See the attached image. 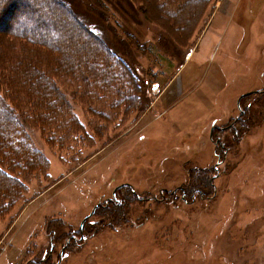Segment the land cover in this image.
<instances>
[{
	"label": "rangeland",
	"instance_id": "1",
	"mask_svg": "<svg viewBox=\"0 0 264 264\" xmlns=\"http://www.w3.org/2000/svg\"><path fill=\"white\" fill-rule=\"evenodd\" d=\"M3 1L0 59L6 63L11 44L21 40L4 27L15 11L19 29L26 19L34 27L42 18L43 30L57 19L67 37L74 33L59 50L37 46L53 67L46 75L82 125L64 141L74 145L68 154L47 143L39 124L27 122L48 166L0 220V264H264V0H213L208 17H190L183 30L167 20L171 34L132 0H63L135 82V108L120 99L116 110L123 84L82 93L83 83L67 77L84 63V50L74 47L87 36L63 7ZM205 32L215 35L212 60L224 65L228 84L211 99L210 115L171 124L164 103L153 101ZM2 83L0 77L8 102ZM8 103L21 117L14 99ZM243 109L245 122L238 119ZM115 193L121 203L113 201Z\"/></svg>",
	"mask_w": 264,
	"mask_h": 264
},
{
	"label": "trees",
	"instance_id": "2",
	"mask_svg": "<svg viewBox=\"0 0 264 264\" xmlns=\"http://www.w3.org/2000/svg\"><path fill=\"white\" fill-rule=\"evenodd\" d=\"M50 1L52 9L63 7L75 23V27L80 28L83 31L82 34L85 37L87 36V40L80 41L78 39V44L74 47L75 52L78 51L77 48L84 50V63L67 77L76 78V80L83 83L84 90L82 93L90 89L91 86L109 88L114 81H117L125 86V90L122 93L116 90L119 92V98L116 101L117 103L114 102L113 104L114 109L116 110V107L120 104V99L128 101L129 109L135 108V82L132 81V77L124 67L120 57L110 51L87 26L81 24L63 0ZM132 1L142 5L146 17L158 23L170 33L171 29L167 25L168 21L174 23L178 30H183L190 17L196 19L201 15L202 20L206 16L208 17L210 4L213 0H145L147 5L140 0ZM170 1L173 3L172 8L166 9ZM0 3H2V0H0ZM11 17L13 20L9 23ZM11 17L4 24V27L8 24L7 28L10 26V32L14 33L15 39L20 37L21 40L11 44L14 48L11 53V60L6 63L3 59H0V77L3 80L2 86L3 84L6 85L11 94L7 97V100L12 101L14 99L16 107L21 108V117L15 116V109L0 93V220L11 214L13 207L24 198L28 185L27 181L36 174L45 173L48 166L47 158L30 141L27 133V122L33 124V126L39 124L42 131L45 132L44 135L47 136V143L49 145L56 143L59 149L66 151L68 154L73 153L74 145L64 141L72 128L82 125V122L71 110L70 102L65 94L57 90L55 82H52V79L46 75L44 70H48L47 67L52 70L53 67L43 63L42 60L48 57L38 47L49 45L48 48L54 47L59 50V43H69V39L74 33H70V37H67L64 31L68 27L64 29L63 23L58 22L57 19H55L56 25L50 23V26L45 27L44 30L41 25L42 18L38 20L39 22L34 27H31L28 19H26L24 21L26 30L19 29V23L16 22L19 13L15 11ZM1 18L0 24L5 22L4 17V21ZM33 43L36 46H30ZM44 43L47 44L44 45ZM9 45L10 43H8ZM101 51L104 52V56L98 54ZM69 70L71 71V68ZM42 71H44L43 74H41ZM246 96L248 95L246 94ZM246 113L239 119L240 121H246ZM57 138H59V141L55 142ZM202 177L204 182L208 181L205 173ZM184 191L185 189L182 190L184 197L182 198L187 200L190 194ZM200 191L202 190L200 189ZM192 197L191 195L190 198ZM89 229L90 226L86 230Z\"/></svg>",
	"mask_w": 264,
	"mask_h": 264
},
{
	"label": "crops",
	"instance_id": "3",
	"mask_svg": "<svg viewBox=\"0 0 264 264\" xmlns=\"http://www.w3.org/2000/svg\"><path fill=\"white\" fill-rule=\"evenodd\" d=\"M214 36L213 32L210 35L205 32L153 101L156 105L164 103V112L167 109L165 113L171 124H195L202 116L210 115L216 108L211 99L215 97L216 100V96L228 84L224 65L212 60L213 48L216 47ZM209 44L211 48L208 50ZM175 127L180 131L183 128L179 125Z\"/></svg>",
	"mask_w": 264,
	"mask_h": 264
},
{
	"label": "flooded vegetation",
	"instance_id": "4",
	"mask_svg": "<svg viewBox=\"0 0 264 264\" xmlns=\"http://www.w3.org/2000/svg\"><path fill=\"white\" fill-rule=\"evenodd\" d=\"M245 113H246V111L243 110V113H242L240 116H238V119L242 118V117H243V114H245ZM238 119H237V120H238ZM237 120H236V121H237ZM239 121H240V120H239ZM231 127H232V126H231ZM182 190H184V188H182ZM131 191H132L134 194H136V190H135L134 188H131ZM184 192H185V191H184ZM121 199H122V198H120V197L115 193L114 198H113V201L116 200L117 203H121V202H122ZM63 253H64V248L61 249L60 257H62Z\"/></svg>",
	"mask_w": 264,
	"mask_h": 264
},
{
	"label": "water",
	"instance_id": "5",
	"mask_svg": "<svg viewBox=\"0 0 264 264\" xmlns=\"http://www.w3.org/2000/svg\"><path fill=\"white\" fill-rule=\"evenodd\" d=\"M245 95H246V94H245ZM242 113H243V111H241V113H240L238 116H240Z\"/></svg>",
	"mask_w": 264,
	"mask_h": 264
}]
</instances>
